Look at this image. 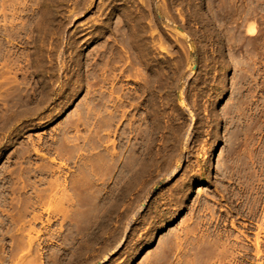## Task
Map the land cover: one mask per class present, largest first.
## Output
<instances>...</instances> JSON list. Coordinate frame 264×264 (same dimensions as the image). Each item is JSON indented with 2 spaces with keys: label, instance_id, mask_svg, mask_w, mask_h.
Listing matches in <instances>:
<instances>
[{
  "label": "rangeland",
  "instance_id": "rangeland-1",
  "mask_svg": "<svg viewBox=\"0 0 264 264\" xmlns=\"http://www.w3.org/2000/svg\"><path fill=\"white\" fill-rule=\"evenodd\" d=\"M0 264H264V0H0Z\"/></svg>",
  "mask_w": 264,
  "mask_h": 264
},
{
  "label": "bare ground",
  "instance_id": "bare-ground-1",
  "mask_svg": "<svg viewBox=\"0 0 264 264\" xmlns=\"http://www.w3.org/2000/svg\"><path fill=\"white\" fill-rule=\"evenodd\" d=\"M129 172V171H128ZM182 192V191H181ZM182 194V193H181ZM179 199H181V198H179ZM182 200V199H181ZM177 202V201H176ZM176 206V205H175ZM178 207V206H177Z\"/></svg>",
  "mask_w": 264,
  "mask_h": 264
}]
</instances>
